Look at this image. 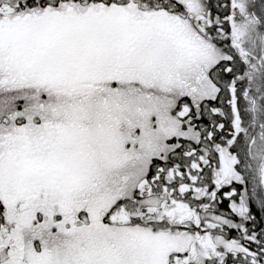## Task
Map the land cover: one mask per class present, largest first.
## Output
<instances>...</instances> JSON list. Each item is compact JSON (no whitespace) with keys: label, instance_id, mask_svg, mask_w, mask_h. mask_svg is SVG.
<instances>
[{"label":"snow or ice","instance_id":"6c2138e0","mask_svg":"<svg viewBox=\"0 0 264 264\" xmlns=\"http://www.w3.org/2000/svg\"><path fill=\"white\" fill-rule=\"evenodd\" d=\"M0 264H264V0H0Z\"/></svg>","mask_w":264,"mask_h":264}]
</instances>
